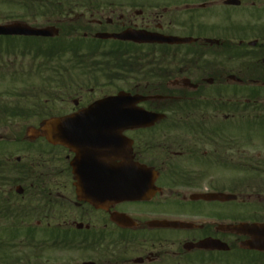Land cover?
<instances>
[{"label": "flooded vegetation", "instance_id": "obj_1", "mask_svg": "<svg viewBox=\"0 0 264 264\" xmlns=\"http://www.w3.org/2000/svg\"><path fill=\"white\" fill-rule=\"evenodd\" d=\"M227 1L76 0L58 23L92 39L52 43L39 84L8 90L21 73L0 63L2 264L28 244L38 264H264V0ZM127 28L181 41L95 38ZM122 91L163 116L95 143L29 136Z\"/></svg>", "mask_w": 264, "mask_h": 264}, {"label": "water", "instance_id": "obj_2", "mask_svg": "<svg viewBox=\"0 0 264 264\" xmlns=\"http://www.w3.org/2000/svg\"><path fill=\"white\" fill-rule=\"evenodd\" d=\"M0 34L1 35H26V36H45L51 37L59 34V29L55 26L50 27H32L23 22H15L9 23L7 25H0ZM99 37L102 38H120V39H130L135 42H176L179 41L178 38L175 37H164L163 35H158L156 33L146 32V31H135L132 29H127V31L119 34H99ZM145 99L142 95H131L127 93H121L116 97H109L108 100L100 101L98 104L92 106L84 113L74 115V116H66V118H57L45 120L41 125L40 129H37L35 133L37 136H47L49 140L56 143H73L76 142L78 138H84L91 136L92 134L97 133L98 127L95 126H84L82 124H78L77 126L73 125L87 121H98V120H109V119H122V121L118 125H109L106 127H99L100 129H104L106 131L125 129L131 127H138L142 125H150L153 124L154 119L152 120V114L150 112L145 111L143 108H139L137 106L141 100ZM139 118H142L139 120ZM125 119V121H124ZM66 125L63 129H60V126L57 125ZM102 130V131H104ZM117 135L118 132L110 133ZM106 134L105 135H110ZM99 136V135H98ZM115 154V151H112ZM122 176V174H116ZM116 189H117V197L123 198L126 192V189L121 186L123 185V179L121 181H116ZM264 234V233H263ZM261 242L264 247V236H262Z\"/></svg>", "mask_w": 264, "mask_h": 264}, {"label": "rangeland", "instance_id": "obj_3", "mask_svg": "<svg viewBox=\"0 0 264 264\" xmlns=\"http://www.w3.org/2000/svg\"><path fill=\"white\" fill-rule=\"evenodd\" d=\"M163 1L168 2L169 0H163ZM19 10L20 9L15 8L14 5L12 6L11 3H7V2L5 3L3 2V0H0V23H7L17 20L13 17H16L18 14H20ZM23 19L30 20L31 22L29 21V23L36 26H45V25H50V23H53V20H50V22L48 23L47 18H40V17L39 18L28 17ZM33 21L36 23H33ZM17 40L18 41L15 42L0 40V63L5 64L8 67V68L6 67V69H8L10 73L20 72L21 75H23L25 73L32 72V76L30 78L25 77V75L21 76V82H19L20 81L19 78L13 79L12 77H10L9 85L8 87L6 86V88H8V90H15V92L19 91L21 84H22V89H26L27 86H31L34 83L39 84L40 77H42L43 75L38 76L37 74H40L39 71H41L44 66H48V62L44 54L42 53L39 54L38 51L35 50V48L36 47L46 48L50 45L49 40H42V39L34 40V39H25V38H18ZM41 66L43 67L40 70L38 67ZM247 134L248 132L246 131H240V137L242 138H248ZM26 251L27 254L29 253L33 256V252L37 250L36 248L34 249V247L31 245L28 246ZM34 257L35 256L31 257L29 264H38V258L37 257L34 258ZM0 264H2V260L0 261Z\"/></svg>", "mask_w": 264, "mask_h": 264}, {"label": "trees", "instance_id": "obj_4", "mask_svg": "<svg viewBox=\"0 0 264 264\" xmlns=\"http://www.w3.org/2000/svg\"><path fill=\"white\" fill-rule=\"evenodd\" d=\"M19 8V17L50 18L54 14L66 10L70 0H3Z\"/></svg>", "mask_w": 264, "mask_h": 264}]
</instances>
